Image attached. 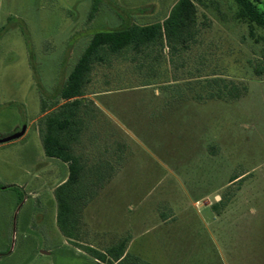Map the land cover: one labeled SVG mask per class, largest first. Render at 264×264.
I'll use <instances>...</instances> for the list:
<instances>
[{"label": "rangeland", "instance_id": "1", "mask_svg": "<svg viewBox=\"0 0 264 264\" xmlns=\"http://www.w3.org/2000/svg\"><path fill=\"white\" fill-rule=\"evenodd\" d=\"M177 1L0 0V138L29 128L0 145V264H108L87 247L123 240L129 261L264 264V28L236 21L234 0H196V34L175 52L164 35L94 67L73 151L114 169L58 223L64 171L45 154L43 110L60 108L95 33L162 23Z\"/></svg>", "mask_w": 264, "mask_h": 264}, {"label": "trees", "instance_id": "2", "mask_svg": "<svg viewBox=\"0 0 264 264\" xmlns=\"http://www.w3.org/2000/svg\"><path fill=\"white\" fill-rule=\"evenodd\" d=\"M234 1L238 5L236 21L248 24L251 31L254 26L264 28V13L259 9V0ZM197 16L196 0H178L162 23L147 26L133 25L125 29L95 33L58 94L57 104H61L60 108L49 114L46 113L47 110H43L40 135L45 154L69 166L67 181L55 190L60 225L63 226L64 222H68L70 215L67 213L72 212V209L77 208L78 205L80 207L82 200L87 198L83 201L84 205L93 200L97 196L98 188L104 183L105 172L101 169L102 164L99 162L96 167L87 168L82 157L73 151V145L79 141L85 128L83 112L86 114V106L79 105L80 100L88 95L85 90L91 83L94 67L103 65L105 59L112 58L114 54L145 53V46L147 49L149 46H157L160 40L164 41V35L166 42L173 44L172 50L175 52L179 46L184 47L191 41L193 33L196 34ZM147 49L145 58L152 60L151 63L154 65L152 69L150 67L149 69L156 71L160 57L150 56ZM124 58L127 59V57ZM196 97L200 99L198 94L194 96L198 99ZM71 107H77V109L73 110ZM238 178H234L233 181ZM86 193L90 196L87 197ZM127 242L123 240L106 249L105 252L87 248L94 253L96 259L108 264H150L132 258L129 261L130 255L126 254Z\"/></svg>", "mask_w": 264, "mask_h": 264}, {"label": "crops", "instance_id": "3", "mask_svg": "<svg viewBox=\"0 0 264 264\" xmlns=\"http://www.w3.org/2000/svg\"><path fill=\"white\" fill-rule=\"evenodd\" d=\"M167 18V17H166ZM27 127V126H26ZM28 127H27V130H26V133L28 132ZM26 133H25V135H26ZM24 135V136H25ZM23 136V137H24ZM23 137H21V138H23ZM80 140V139H79ZM2 145V144H1ZM52 160H54V164L55 165H57L58 163L57 162H60L57 166H60L61 168H62V170L64 171V174H63V176H62V178L58 181V182H56L55 184H56V186H54V189H53V191L55 192V190H56V188L59 186V185H61V184H63L64 182H66L67 181V179H68V177H69V166H68V164L67 163H64V162H62V161H59V160H57V159H54V158H51ZM85 162V161H84ZM97 163H99V161H97L96 163H93L92 165H87V163H85L86 164V166H87V168H90V167H96V165H97ZM101 164H102V166H101V169L103 170V172H107V170H105L106 168L108 169V168H112V169H114V165L112 164H109V163H104V161H102V162H100ZM54 168H56L55 166H54ZM40 169V168H39ZM55 170V169H54ZM105 170V171H104ZM54 173H55V171H54ZM36 173L35 174H32V176H33V178H35L36 177ZM37 178V177H36ZM38 179V178H37ZM33 182V179L32 180H29L27 183H28V185L29 184H31ZM58 183V184H57ZM32 191H39L40 189L39 188H37L36 190L34 189H31ZM54 202L56 201V196L52 199ZM52 201V202H53ZM214 209L215 208H217V205H215L214 207H213ZM200 218L201 219H198L199 220V222L202 224V226H203V228H207V229H209V232H213V229L215 230V227L213 228V226L214 225H216V220L217 219H215V218H212L211 219V217L209 216V217H206V216H203V215H201L200 216ZM172 220V218H169V220H167L166 222H169V221H171ZM211 220H212V222H211ZM229 221L227 222L226 221V219H225V225L227 226V227H229L230 226V231H228V233H227V235H228V240H229V244H228V247H229V250H230V252H231V250H233V246H232V231H231V229H232V227H233V220L232 219H228ZM264 223V222H263ZM201 226H200V228H199V232H201V230L203 229ZM229 229V228H228ZM217 232V231H216ZM259 234V239H262V238H264V231L262 230V227L261 226H258L257 227V235ZM262 251H264V249L262 250ZM263 254H264V252H263Z\"/></svg>", "mask_w": 264, "mask_h": 264}, {"label": "water", "instance_id": "4", "mask_svg": "<svg viewBox=\"0 0 264 264\" xmlns=\"http://www.w3.org/2000/svg\"><path fill=\"white\" fill-rule=\"evenodd\" d=\"M26 130H27V127H23V129L17 133H14L8 137H5V138H0V145L1 144H5V143H8V142H11V141H14V140H17V139H20L21 137H23L26 133Z\"/></svg>", "mask_w": 264, "mask_h": 264}]
</instances>
